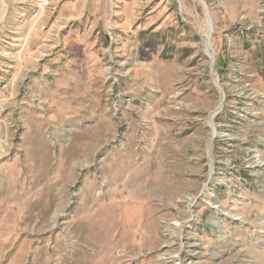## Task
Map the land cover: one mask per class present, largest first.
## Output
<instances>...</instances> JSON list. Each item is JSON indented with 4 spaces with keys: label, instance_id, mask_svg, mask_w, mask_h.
Masks as SVG:
<instances>
[{
    "label": "rangeland",
    "instance_id": "obj_1",
    "mask_svg": "<svg viewBox=\"0 0 264 264\" xmlns=\"http://www.w3.org/2000/svg\"><path fill=\"white\" fill-rule=\"evenodd\" d=\"M0 264H264V0H0Z\"/></svg>",
    "mask_w": 264,
    "mask_h": 264
},
{
    "label": "crops",
    "instance_id": "obj_2",
    "mask_svg": "<svg viewBox=\"0 0 264 264\" xmlns=\"http://www.w3.org/2000/svg\"><path fill=\"white\" fill-rule=\"evenodd\" d=\"M93 59L96 58L95 56H92ZM84 60V56L80 55L77 56L76 54L72 55L71 53L65 54V55H60V57L55 58V62L58 61L59 62H64V63H79L80 61ZM71 65L69 68V71L71 72ZM80 68V67H78ZM67 71V72H69ZM65 72L63 74L62 78H57L56 81L57 83H50L46 84L47 86H49L50 89L54 90V92H56L57 94H60L59 92H63L66 93L67 91L70 93H75V91L77 90V85L74 83L73 80H68L69 75L71 74L70 72L67 73ZM101 72V68H99L98 66H95L92 68V70H87V72L84 73L85 76V82L89 84V86L91 87V90H89L90 94H94L95 93V89H97L98 87V83L97 80H95L94 77H96L98 74H100ZM89 74L90 78L87 77V75ZM39 74H36V78ZM47 83V82H46ZM78 97L82 98L83 95L82 93L77 94ZM96 101V99H95ZM63 102H59L57 103L55 106L50 108V112L53 114V117L57 118L58 120H60L61 122L64 123H71V124H76V125H80L82 123V119L86 117V113H82L79 110H76L74 108H71L69 105L66 104H62ZM38 116V115H37ZM37 116H33V123L31 124L33 127L38 128L40 127L42 124V119L37 118ZM86 129L84 128L83 132H85ZM82 135V134H81Z\"/></svg>",
    "mask_w": 264,
    "mask_h": 264
},
{
    "label": "bare ground",
    "instance_id": "obj_3",
    "mask_svg": "<svg viewBox=\"0 0 264 264\" xmlns=\"http://www.w3.org/2000/svg\"><path fill=\"white\" fill-rule=\"evenodd\" d=\"M208 21H209V24H208V34H207V38L205 39V41H204V45H205V47H206V49H205V52H207L209 55H211L212 56V53L210 52L211 51V35H212V33H213V23H212V21H210V18H208Z\"/></svg>",
    "mask_w": 264,
    "mask_h": 264
},
{
    "label": "built area",
    "instance_id": "obj_4",
    "mask_svg": "<svg viewBox=\"0 0 264 264\" xmlns=\"http://www.w3.org/2000/svg\"><path fill=\"white\" fill-rule=\"evenodd\" d=\"M145 149H147V147H145Z\"/></svg>",
    "mask_w": 264,
    "mask_h": 264
}]
</instances>
